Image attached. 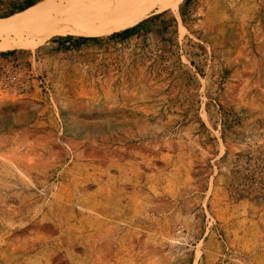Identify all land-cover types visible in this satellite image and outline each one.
<instances>
[{
  "label": "rangeland",
  "instance_id": "1",
  "mask_svg": "<svg viewBox=\"0 0 264 264\" xmlns=\"http://www.w3.org/2000/svg\"><path fill=\"white\" fill-rule=\"evenodd\" d=\"M179 13L0 51V264H264V0Z\"/></svg>",
  "mask_w": 264,
  "mask_h": 264
},
{
  "label": "bare ground",
  "instance_id": "2",
  "mask_svg": "<svg viewBox=\"0 0 264 264\" xmlns=\"http://www.w3.org/2000/svg\"><path fill=\"white\" fill-rule=\"evenodd\" d=\"M182 2L184 0H40L0 20V51L34 48L54 36H76L112 26L132 25L158 8L172 10L181 20L179 6ZM5 101L0 97V103ZM68 113L65 127L75 136L87 131L88 136L109 143L131 138L125 129V120L105 119L99 115L93 123L94 129L88 131L74 111Z\"/></svg>",
  "mask_w": 264,
  "mask_h": 264
},
{
  "label": "built area",
  "instance_id": "3",
  "mask_svg": "<svg viewBox=\"0 0 264 264\" xmlns=\"http://www.w3.org/2000/svg\"><path fill=\"white\" fill-rule=\"evenodd\" d=\"M0 86L3 88L18 87L25 90L29 87V80L21 76L17 66L5 67L0 65Z\"/></svg>",
  "mask_w": 264,
  "mask_h": 264
},
{
  "label": "trees",
  "instance_id": "4",
  "mask_svg": "<svg viewBox=\"0 0 264 264\" xmlns=\"http://www.w3.org/2000/svg\"><path fill=\"white\" fill-rule=\"evenodd\" d=\"M34 5L33 1L32 0H27V4H26V7L25 6H20L18 8H16L15 10H17L18 12H21V11H24L26 8L30 7ZM14 12L11 11L10 13H8L6 16H11L13 15ZM129 36V31H126L123 36H121L123 39H126L127 37ZM5 54V53H4Z\"/></svg>",
  "mask_w": 264,
  "mask_h": 264
}]
</instances>
